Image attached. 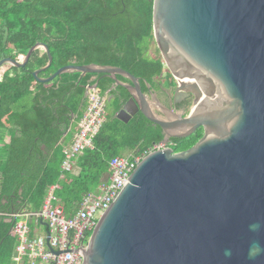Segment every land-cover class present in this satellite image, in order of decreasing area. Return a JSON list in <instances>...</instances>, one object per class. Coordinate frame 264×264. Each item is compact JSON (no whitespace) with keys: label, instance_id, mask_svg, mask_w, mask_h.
Segmentation results:
<instances>
[{"label":"water","instance_id":"95a60500","mask_svg":"<svg viewBox=\"0 0 264 264\" xmlns=\"http://www.w3.org/2000/svg\"><path fill=\"white\" fill-rule=\"evenodd\" d=\"M152 36L175 80L171 103L182 92L192 97L185 116L119 67L71 64L46 78L38 77L43 69L32 73L38 82L70 72L106 76L111 89L128 94L114 118L127 123L139 112L164 144L202 131L185 150L163 147L140 160L98 218L82 264H264V255L248 259L252 243L264 246V228L249 230L264 224V0H152ZM37 48L48 67L52 57L42 43L21 61L0 59V67H23ZM96 87L85 86L84 98Z\"/></svg>","mask_w":264,"mask_h":264},{"label":"trees","instance_id":"16d2710c","mask_svg":"<svg viewBox=\"0 0 264 264\" xmlns=\"http://www.w3.org/2000/svg\"><path fill=\"white\" fill-rule=\"evenodd\" d=\"M152 42V0H0V59L21 61L35 43L45 44L52 57L46 67V52L37 48L23 67H0V138L4 133L9 138L0 148V264H30L14 253V224L4 223L5 216L40 211L53 185V198L70 216L83 195L109 175L114 157L139 153L162 140L160 129L141 114L127 123L114 118L120 100L128 98L117 87L113 99H105V121L92 147L76 159L79 172H62L63 149L87 105L85 86L97 83L96 93L105 98L112 81L102 74L70 72L38 82L33 71L43 69L38 77L46 78L66 65H109L138 77L144 91L143 82L154 84L163 67L157 49L149 54ZM201 135L198 129L168 142L178 152Z\"/></svg>","mask_w":264,"mask_h":264},{"label":"built area","instance_id":"2783aa9c","mask_svg":"<svg viewBox=\"0 0 264 264\" xmlns=\"http://www.w3.org/2000/svg\"><path fill=\"white\" fill-rule=\"evenodd\" d=\"M86 99L87 105L78 123V130L71 143L63 149L64 157L60 166L62 172L73 173L77 157L85 149L92 147V139L105 121V98L96 91H89ZM163 147H170V144L160 141L139 153L114 157L109 162V175L98 184L95 191L83 195L76 212L70 216L64 214L62 206L53 198L52 191L55 186H51L41 210L22 213L25 220L13 225L17 238L15 253L26 256L30 264H82V252L87 247L90 233L98 218L121 187L128 183V177L140 160L148 153ZM96 214L99 216L97 219ZM28 218L45 225V233L29 236Z\"/></svg>","mask_w":264,"mask_h":264},{"label":"flooded vegetation","instance_id":"af4514ba","mask_svg":"<svg viewBox=\"0 0 264 264\" xmlns=\"http://www.w3.org/2000/svg\"><path fill=\"white\" fill-rule=\"evenodd\" d=\"M150 86H151V90L156 91V95H157L160 103L164 107L172 109L174 111H183V112H185L184 116L187 115V113L189 112L190 108L193 105L192 104V97L191 96L188 97L187 92H182L181 95L177 97L176 104L171 103L169 97L173 94L174 87H175V80L171 77V75L166 70V68H164V66L162 67L161 75L158 78H156L155 83L150 84ZM143 92L146 93V89ZM111 99H113V98H111ZM137 114H140V113L137 112L135 115H137ZM153 126L157 127L155 125H153Z\"/></svg>","mask_w":264,"mask_h":264},{"label":"crops","instance_id":"0c3cea01","mask_svg":"<svg viewBox=\"0 0 264 264\" xmlns=\"http://www.w3.org/2000/svg\"><path fill=\"white\" fill-rule=\"evenodd\" d=\"M120 79V78H119ZM122 80V79H120ZM114 90V89H109L105 92V99H106V102L109 103L112 99H111V96H112V93L111 91ZM108 112H109V109H108ZM14 129V128H13ZM15 130V129H14ZM8 140L9 138L5 137V133L1 136L0 138V148L3 146V144H6L8 143ZM79 172V169L75 163V166H74V171L73 173L74 174H77ZM0 180H1V173H0ZM12 215H15L12 219V224H15L16 222L18 221H22V220H25V216L21 214H11L10 216ZM10 216H5V218H11ZM4 218V219H5ZM30 218L27 219V224H28V228H29V223H30ZM33 221V233L31 234L30 233V229H29V236H39V235H43L46 231L45 227L43 224H40V223H35L34 220L32 219ZM8 224V223H7ZM11 224V223H10ZM11 230V229H10ZM12 231H13V227H12ZM14 233V231H13ZM15 235V233H14ZM15 238H16V235H15ZM17 240V238H16ZM15 249V248H14ZM14 253H15V250H14ZM16 254V253H15ZM36 264H42V263H36Z\"/></svg>","mask_w":264,"mask_h":264},{"label":"clouds","instance_id":"9594fccd","mask_svg":"<svg viewBox=\"0 0 264 264\" xmlns=\"http://www.w3.org/2000/svg\"><path fill=\"white\" fill-rule=\"evenodd\" d=\"M264 228V224L257 222L249 225V230L253 232H258ZM225 257H230L232 255L231 250H225ZM264 255V246L259 243H252L248 249V259L250 261H255L257 257Z\"/></svg>","mask_w":264,"mask_h":264},{"label":"rangeland","instance_id":"374dc122","mask_svg":"<svg viewBox=\"0 0 264 264\" xmlns=\"http://www.w3.org/2000/svg\"><path fill=\"white\" fill-rule=\"evenodd\" d=\"M149 54H150L151 56L156 54V46H155L154 42H152V44H151V46H150ZM98 217H99L98 214H96V215H95V219H97Z\"/></svg>","mask_w":264,"mask_h":264}]
</instances>
